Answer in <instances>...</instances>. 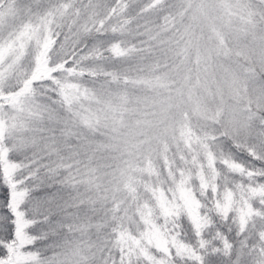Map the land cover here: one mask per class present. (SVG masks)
I'll list each match as a JSON object with an SVG mask.
<instances>
[{
    "label": "snow or ice",
    "instance_id": "snow-or-ice-1",
    "mask_svg": "<svg viewBox=\"0 0 264 264\" xmlns=\"http://www.w3.org/2000/svg\"><path fill=\"white\" fill-rule=\"evenodd\" d=\"M0 264H264V0H0Z\"/></svg>",
    "mask_w": 264,
    "mask_h": 264
}]
</instances>
